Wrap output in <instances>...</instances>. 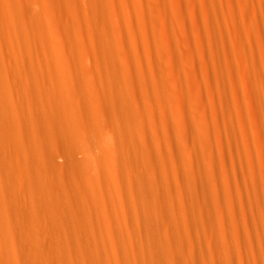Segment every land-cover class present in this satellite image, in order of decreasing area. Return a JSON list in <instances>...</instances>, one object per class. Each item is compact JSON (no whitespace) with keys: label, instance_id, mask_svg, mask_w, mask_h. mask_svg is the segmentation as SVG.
I'll return each instance as SVG.
<instances>
[{"label":"bare ground","instance_id":"bare-ground-1","mask_svg":"<svg viewBox=\"0 0 264 264\" xmlns=\"http://www.w3.org/2000/svg\"><path fill=\"white\" fill-rule=\"evenodd\" d=\"M182 2L0 0V86L68 90L63 113L43 95L45 123L60 115L65 140L85 149L44 151L14 139L16 156L37 162L41 177L33 164L0 172V264H264V0H202L200 16L189 0L191 30ZM202 77L224 104L219 118L213 103L215 129L197 89ZM75 86L128 88L126 120L114 132L137 136L120 147L143 177L127 184L133 202L122 204L118 237L100 221L109 218L104 174L117 168L104 160L116 152L106 144L100 157L89 151ZM89 106L91 132L102 137L106 107L92 98ZM1 118L53 148L63 138L34 118ZM106 182L118 188L114 175ZM75 188L87 196L68 197Z\"/></svg>","mask_w":264,"mask_h":264},{"label":"rangeland","instance_id":"rangeland-1","mask_svg":"<svg viewBox=\"0 0 264 264\" xmlns=\"http://www.w3.org/2000/svg\"><path fill=\"white\" fill-rule=\"evenodd\" d=\"M182 5L184 7V15H185V23L189 30L192 29V20L188 13L186 7L189 4V0H182ZM197 12L200 16L202 10V0H194ZM220 9H222L220 7ZM198 72L203 75V63L201 62L200 58H198ZM229 78V77H227ZM228 80V79H227ZM199 86L197 87L198 90L201 92V96L205 102V112L206 117L209 120V124L212 129L216 128V123L214 120L213 114V103H215L218 107L217 115L219 118L224 117V111L222 105L223 102L219 97V86H212L213 91H209L208 86H205V81L203 77L200 80ZM53 86H45V88H41L40 86H0V154L2 155V159L0 160V172L5 173L9 171L10 165L9 163L14 164H22V165H32L33 173L37 178H40L41 170H39V166H37V162L32 161L29 159L30 157L22 156V154L16 156V151L21 150L17 148L15 143V138L21 137L25 140V145L28 147L39 148L44 151H64V152H71V151H83L84 148L80 146H74L67 142L65 139L66 137V129H64L63 123L61 121L60 115L56 117V121L53 125H47L45 123V119L47 117V111L42 105V97L48 96L53 101V107L55 111L64 112L65 109L70 107V100L67 97L68 90H63L59 95L54 96L55 90H52ZM227 93L229 94L227 97L226 105L231 107L233 102L235 101L231 86H227ZM74 92L77 94L78 99V106L81 109L83 120L81 122V126L83 129L86 130V137L91 142V149L89 150L92 154H95L97 157H100L98 154L101 150L110 149L113 147L115 149V154H112L109 158L105 159L104 162H107L110 165L116 164L117 168L111 172L112 175L115 176V180L119 183L118 188L117 186H110L106 180L111 178L112 175L110 173L104 174V180L106 184V203L105 208L106 212L109 216L108 219H101V223L103 226L108 227L109 230L113 232V234L118 237V232L121 230V213L124 211V208L129 210L133 198L130 194V190L128 191L127 184L130 185L131 181L137 182L138 179L143 177V168L135 166L137 165L136 161H131L126 159L128 157L127 150H122L120 147V142L122 141L123 137H121L118 133H115L116 125L115 122L117 121L119 125H123L126 120V114L123 110L125 106V94L128 93L127 86H75ZM12 98L15 103L14 108H9V106L4 105L3 100L5 98ZM92 98L94 100L100 101L105 105V109L98 111L99 116L103 120V122L108 126V133H105L102 137H99L97 134L91 132L92 129V109L89 106V99ZM32 100V102H29ZM11 113L17 114L24 123L30 122L32 118L40 123L41 129L43 133L46 132V127L52 131L54 134L62 136V140L58 142L56 148H53L50 142L46 137H34L33 133H31L26 127H13L11 123L2 119V116L10 115ZM50 127V128H49ZM223 133L225 136L227 135L226 128L222 127ZM6 134V136H3ZM64 135V136H63ZM123 139L124 141H128V143H132L136 141L137 136L131 139ZM103 142V146L101 143ZM100 143V146H99ZM72 145V146H71ZM25 146V148H26ZM100 147V148H99ZM79 156V154L77 155ZM80 157V156H79ZM66 157L59 158V161L65 162L67 165L71 163L70 160H66ZM126 159V160H125ZM126 161H129L128 164ZM36 164V165H34ZM48 173H56L54 169H49L46 174ZM19 175V174H17ZM20 177H24L21 175ZM39 181L36 182L38 184ZM42 187H47L50 191L51 198L53 200H57L61 198L62 191L57 189L56 187L50 185H41ZM75 187V186H73ZM8 192V190H7ZM3 194L2 191H0ZM11 195H15L16 192H8ZM68 197H74L77 200H83V197L87 195H82L77 189H73L67 193ZM20 202L19 198L16 197ZM146 207L144 210L149 208L151 202V196L145 195L144 196ZM122 204L124 208L122 207ZM132 210V209H131ZM130 210V211H131ZM129 211V212H130ZM147 213V212H146ZM111 234V233H110ZM99 235L98 239H100V233L97 232Z\"/></svg>","mask_w":264,"mask_h":264}]
</instances>
